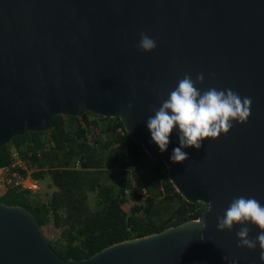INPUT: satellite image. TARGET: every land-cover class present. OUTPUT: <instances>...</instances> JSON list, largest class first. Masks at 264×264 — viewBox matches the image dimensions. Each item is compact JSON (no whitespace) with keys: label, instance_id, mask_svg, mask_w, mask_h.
<instances>
[{"label":"water","instance_id":"water-1","mask_svg":"<svg viewBox=\"0 0 264 264\" xmlns=\"http://www.w3.org/2000/svg\"><path fill=\"white\" fill-rule=\"evenodd\" d=\"M156 41L143 51L141 33ZM195 86L251 98L246 123L183 148L179 129L166 151L152 140L154 116L186 75ZM117 117L128 137L166 168L196 219L114 242L88 257L64 259L30 212L0 201V264H264L236 233L218 230L234 198L264 206V0H0V147L24 131L51 127L56 115ZM206 227L193 224L199 220ZM227 257V259H224Z\"/></svg>","mask_w":264,"mask_h":264},{"label":"trees","instance_id":"trees-1","mask_svg":"<svg viewBox=\"0 0 264 264\" xmlns=\"http://www.w3.org/2000/svg\"><path fill=\"white\" fill-rule=\"evenodd\" d=\"M51 123L0 147V168L21 177L32 168L33 180L49 177L54 190L48 201L13 185L0 201L21 206L39 227L51 222L59 229L58 238L46 241L62 258H85L114 242L196 219L206 207L175 191L164 164L149 158L117 117L56 115Z\"/></svg>","mask_w":264,"mask_h":264},{"label":"clouds","instance_id":"clouds-1","mask_svg":"<svg viewBox=\"0 0 264 264\" xmlns=\"http://www.w3.org/2000/svg\"><path fill=\"white\" fill-rule=\"evenodd\" d=\"M140 35L138 47L141 50L152 51L156 48L153 38L143 32ZM203 80V73L198 74L195 80L186 74L161 106L153 109L154 116L147 119L151 138L161 152L167 150L170 134L178 126L180 146L173 149L170 156L173 162L188 159V153L182 151L183 148L194 146L199 149L204 138H218L221 133L227 134L233 127V121L246 123L250 116V97L241 99L231 89L209 88L201 92L195 85ZM217 221V229L221 231L231 230L236 223L243 225L251 222L257 225L261 231L254 239L249 237L250 228L244 226L238 230V246L255 249L258 241L262 250L260 259L264 261V206L257 199L244 196L234 198L224 215L217 217ZM193 224H199L201 228L207 226L201 219Z\"/></svg>","mask_w":264,"mask_h":264},{"label":"rangeland","instance_id":"rangeland-1","mask_svg":"<svg viewBox=\"0 0 264 264\" xmlns=\"http://www.w3.org/2000/svg\"><path fill=\"white\" fill-rule=\"evenodd\" d=\"M24 168L23 166L21 167ZM26 173L29 174L32 168L28 169L26 168ZM31 183V181H30ZM31 184V188L35 191V194L38 198V200L42 202H47L48 198L51 194V192L54 190V187L50 183V179L47 175H45L42 179L35 180L34 185ZM4 189V187L0 186V192ZM40 228L41 234L44 236V238L51 243L53 239H56L59 237V229L55 228L51 222H49L46 225H43Z\"/></svg>","mask_w":264,"mask_h":264},{"label":"built area","instance_id":"built-area-1","mask_svg":"<svg viewBox=\"0 0 264 264\" xmlns=\"http://www.w3.org/2000/svg\"><path fill=\"white\" fill-rule=\"evenodd\" d=\"M15 165L19 168L22 167V165L18 163V161L15 163ZM11 185L32 189L30 185H22L21 177L16 171H10L8 168H0V186L6 187ZM32 186L35 185L33 184Z\"/></svg>","mask_w":264,"mask_h":264},{"label":"crops","instance_id":"crops-1","mask_svg":"<svg viewBox=\"0 0 264 264\" xmlns=\"http://www.w3.org/2000/svg\"><path fill=\"white\" fill-rule=\"evenodd\" d=\"M15 163H16V161L14 162V164ZM30 181H31V183H30ZM21 182H22V185H31V184H34L35 180L31 179L29 174L26 173L23 177H21ZM1 187H3V186H1ZM4 189H5V187H4ZM4 189L1 190L0 194L4 191Z\"/></svg>","mask_w":264,"mask_h":264}]
</instances>
